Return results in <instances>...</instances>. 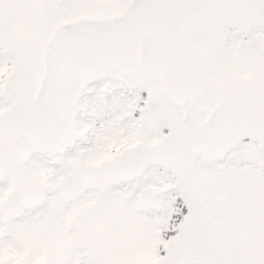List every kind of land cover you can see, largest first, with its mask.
Wrapping results in <instances>:
<instances>
[{"label":"snow or ice","instance_id":"6c2138e0","mask_svg":"<svg viewBox=\"0 0 264 264\" xmlns=\"http://www.w3.org/2000/svg\"><path fill=\"white\" fill-rule=\"evenodd\" d=\"M0 264H264V0H0Z\"/></svg>","mask_w":264,"mask_h":264}]
</instances>
